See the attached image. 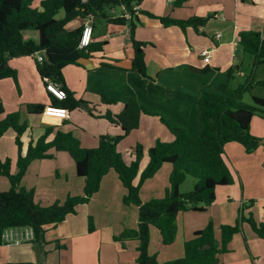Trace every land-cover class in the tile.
<instances>
[{"label":"crops","instance_id":"obj_1","mask_svg":"<svg viewBox=\"0 0 264 264\" xmlns=\"http://www.w3.org/2000/svg\"><path fill=\"white\" fill-rule=\"evenodd\" d=\"M39 1L33 0L34 8L39 6ZM175 1L141 0L134 8L162 19L185 22L192 18H209V21L195 31L177 26L164 27L158 20L139 16L134 39L147 44L144 61L150 80L131 72L134 51L129 41V29L104 21H91L94 27L92 44L104 42L102 52L80 61L77 66L66 67L62 75L65 85L77 99L88 103L89 107L95 106V116L80 109L67 111L49 107L48 93L36 73L34 59L10 61L16 82H0V101L4 114L18 111L21 122H27L28 128L21 138L22 152H26L30 141L44 133L45 126H58L64 121L69 124L60 130L72 133L83 148H95L100 136L114 137L122 133L119 127L100 116L107 111L120 113L124 104L133 99L156 115H141L138 128L117 147L127 165L134 159L133 147L136 144L143 147L140 174L148 164L147 150L155 141L173 140L160 118L197 138L202 127L198 101L203 90L214 91L235 67L239 69L236 80L244 79V83L264 81V65L254 67L253 59L238 46L240 33H255L261 40L264 38V0H188L180 8L174 7ZM122 15L123 9L111 12L112 18ZM84 22L75 20L66 26V30L81 29ZM202 51L211 53L207 65L200 57ZM246 56L251 60L248 61ZM246 64L251 68L249 75L244 70ZM234 82L231 85L236 87ZM254 87L250 91L253 92ZM101 97L112 99L115 104L104 105L100 102ZM26 104H44L43 114L28 115L24 108ZM4 114L0 115V120ZM249 131L257 139H264V120L253 117ZM53 155L51 159L31 162L20 184L25 190L33 191L34 200L40 206H49L83 192L84 179L77 176L70 156L64 152ZM6 158L11 161L12 173L15 172L17 147L12 131L0 138V159ZM223 159L232 176V184L216 188L215 200L205 211L180 212L175 219L176 234L171 244L163 245L159 231L150 227L148 252L159 263L182 258L185 242L193 239L194 233L203 230L209 222L217 241L220 240V228L234 225L239 216L247 218L251 215L255 222L264 223V144L252 153H246L240 144L227 143ZM170 172L171 166L165 164L145 181L140 188V200L147 202L163 197ZM139 174L134 185L138 183ZM8 189V181L0 177V191ZM124 194L117 174L108 172L99 191L87 204L78 206L76 212L63 222L46 228L45 244L33 241L0 245V264H136L138 243L127 241L122 248L113 240L124 230L137 227V208L123 204ZM89 218L93 223L92 232L88 230ZM217 258L218 264H264V240L249 224L242 223L240 231L228 243L227 251L218 254Z\"/></svg>","mask_w":264,"mask_h":264},{"label":"trees","instance_id":"obj_2","mask_svg":"<svg viewBox=\"0 0 264 264\" xmlns=\"http://www.w3.org/2000/svg\"><path fill=\"white\" fill-rule=\"evenodd\" d=\"M141 0H45L37 8L33 0H0V82H16V73L9 67L12 60L32 58L36 73L46 88L47 83L59 86L66 94L64 99H56L48 93L49 107L72 111L80 109L95 116V106H88L77 99L65 85L62 71L68 66H77L82 60L102 52L104 42L92 44L85 51L78 50L81 29L67 31L66 26L75 20L104 21L115 26L129 29V41L134 51L131 72L150 80L144 61V48L147 44L135 41L134 32L139 25V16L158 20L164 27L177 26L182 30L192 28L197 31L208 19L192 18L185 22L157 18L146 12L134 11ZM188 0H176L174 7L180 8ZM123 9L120 18H112L111 12ZM130 18L125 19L124 14ZM92 31L94 30L91 23ZM238 46L243 53L253 59V66L264 65V41L255 33L244 32L238 35ZM42 56L38 63L36 56ZM100 67H107L100 65ZM238 68L228 71L226 81L214 91L203 90L200 94L199 121L202 125L197 138L190 137L185 130L170 125L160 118L173 137L171 142L156 140L147 150L148 164L139 174V164L144 155L140 144L133 147L134 159L125 164L117 147L125 138L138 128L140 116H156L138 104L135 100L127 101L118 114L107 111L101 118L121 129L118 136H100L95 148L86 149L70 132H63L58 126H45L44 133L35 141H30L25 153L22 152V135L26 132L27 122H21L18 111L5 113L0 101V138L8 131L14 133L17 147L16 171H11L9 158L0 159V177L9 183V189L0 191V245L5 229L12 227H30L34 232V242L45 244L46 228L63 222L66 217L76 212V208L85 205L101 186L102 179L113 171L117 174L125 194L122 202L126 206L137 208V227L126 229L113 240L124 248L127 241H136V264H161L148 252L149 230L154 227L159 231L163 245L174 241L176 234L175 219L180 212H203L215 200V190L232 184V176L223 159L224 146L227 143L240 144L246 153H252L259 146V139L250 134V122L253 117L264 120V99L252 97V104L243 102L245 93L254 87L264 89L263 82L244 83L233 87L231 83L238 73ZM104 105L115 104L107 97H101ZM84 103L85 107L81 104ZM28 115L43 114L44 104H26ZM67 153L75 164L78 177L84 179L82 195L67 196L63 201L49 206H40L34 200L33 191L20 186L29 164L35 160L51 159L53 153ZM170 165L171 172L168 187L163 197L147 202L140 200V188L151 179L163 165ZM139 174V180H134ZM187 177L196 180L192 190L179 191ZM242 223H247L253 232L264 240V223H257L249 215L239 216L234 225L220 228V240L214 236L211 222L201 231L194 233V238L185 242L182 258L163 264H218V254L227 251V245L234 234L240 231ZM88 230L93 231L92 219L88 220ZM32 241V242H33Z\"/></svg>","mask_w":264,"mask_h":264},{"label":"built area","instance_id":"obj_3","mask_svg":"<svg viewBox=\"0 0 264 264\" xmlns=\"http://www.w3.org/2000/svg\"><path fill=\"white\" fill-rule=\"evenodd\" d=\"M82 1L84 2L85 0ZM133 10L137 11L136 8H134ZM124 18L129 19L130 18L129 14L125 13ZM92 19H93L92 17L88 18L82 26V31L78 44L79 51H85L87 48H89V46L92 43V36H93V31L91 27ZM217 38H220V36L218 35ZM262 41H264V38L262 39ZM210 54L211 53L208 51H202L200 53L202 62L206 65L209 64L210 62L211 59ZM36 60L39 64L42 63V56L37 55ZM45 90L47 93H50L52 96H54L56 99L59 100L64 99L66 96L64 91L59 86L49 82L47 83ZM1 238H2V244L4 245H17V244L32 242L34 240V232L30 227H12L5 229Z\"/></svg>","mask_w":264,"mask_h":264},{"label":"rangeland","instance_id":"obj_4","mask_svg":"<svg viewBox=\"0 0 264 264\" xmlns=\"http://www.w3.org/2000/svg\"><path fill=\"white\" fill-rule=\"evenodd\" d=\"M35 2H40L39 0H35ZM41 2H43V0H41ZM99 22V21H98ZM98 33H99V29L97 30ZM247 60H251L250 57H247ZM247 66H245L244 70H245V73L246 75H249V72H250V66H248V64H246ZM249 67V68H248ZM235 81V82H234ZM234 84L239 86V85H242L244 84V79H234ZM236 86V87H237ZM255 90L252 92L250 91L249 93H245L244 96H243V102L246 103V104H252V95L254 96H261V97H264V89L263 88H260V87H254ZM260 140H263V139H260ZM196 180L194 178H191V177H187L186 180L183 182L182 186L180 187V191L183 192V193H186V192H189L190 190H192L194 184H195Z\"/></svg>","mask_w":264,"mask_h":264},{"label":"water","instance_id":"obj_5","mask_svg":"<svg viewBox=\"0 0 264 264\" xmlns=\"http://www.w3.org/2000/svg\"><path fill=\"white\" fill-rule=\"evenodd\" d=\"M81 106H82V107H85V104L82 103ZM258 143H259V145H260V144H264V139H263V140H259Z\"/></svg>","mask_w":264,"mask_h":264}]
</instances>
